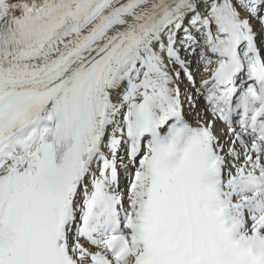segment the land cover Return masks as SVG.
Returning <instances> with one entry per match:
<instances>
[{"label": "snow or ice", "instance_id": "6c2138e0", "mask_svg": "<svg viewBox=\"0 0 264 264\" xmlns=\"http://www.w3.org/2000/svg\"><path fill=\"white\" fill-rule=\"evenodd\" d=\"M0 264H264V0H0Z\"/></svg>", "mask_w": 264, "mask_h": 264}]
</instances>
